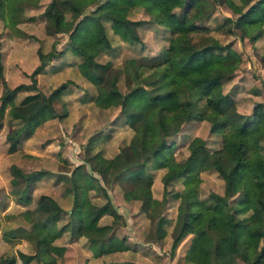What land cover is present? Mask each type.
Masks as SVG:
<instances>
[{"label": "trees", "instance_id": "obj_1", "mask_svg": "<svg viewBox=\"0 0 264 264\" xmlns=\"http://www.w3.org/2000/svg\"><path fill=\"white\" fill-rule=\"evenodd\" d=\"M31 0H0V19L5 27L15 28L24 15V8ZM37 0H33L36 4ZM233 0H50L44 9L47 32L67 34V42L60 50L48 53L38 50L39 64L28 75L30 84H19L9 88L3 82L4 92L0 97V111L16 95L25 90H36V76L43 72L45 64L52 58L68 53L74 56L75 75L92 86L93 94L82 97L76 92L77 101L92 102L94 107L116 109L111 129L127 130L119 140L118 151L112 157L100 152L89 154L95 138L86 142L87 155L83 163L74 166L66 176L64 191L72 193V205L65 210L51 195L43 193L34 207H27L19 214L27 227L11 228L5 235L25 238L34 249L27 253L17 250L13 254H1L0 264H16L17 258L23 264L36 260L40 264H54L50 253L53 242L63 233H70V241L85 237L92 257H100L131 249L127 236H117L116 226L120 225L121 214L113 204L104 184L119 183L124 200L139 201V211L149 222H154V235L159 237L170 220L164 210L169 199L176 200L172 221V252L188 238L182 254L185 262L191 264H264V246L249 261L238 242L241 210L232 198L235 170L226 175L223 195L213 192L205 198L200 196L201 172L220 170L218 154L210 150L207 140L193 136L187 143L186 155L176 159L173 138L184 124L207 121L210 134L254 132L259 119L264 117V103L253 104L251 112L243 114L237 110L232 93L222 90V80L229 75H207L196 78L200 57L205 51L235 54L228 45L214 40L210 45L195 49L194 33L210 27L196 23L210 13L216 3H232ZM243 13L235 20L224 17L219 26H227L229 33L239 30L240 40L248 38L254 42L264 32V0H238ZM94 4V9L87 10ZM65 6L68 15L60 8ZM142 9L148 18L134 19L131 15ZM140 25L156 26L167 31V45L158 56L131 58L123 66H113L111 60H100L103 53L112 54L113 36L120 44H135L140 41L137 28ZM110 31V35L108 34ZM238 32V31H237ZM261 62L264 64V51ZM238 63V62H235ZM1 73V66H0ZM119 81L122 84H119ZM68 84L81 87L74 78L52 87L45 102L29 114L20 112L23 105L33 101L36 93L22 98L13 105L9 115L20 121V128L12 139L13 147L32 136L35 127L42 123L44 113L62 118L67 114L66 102L62 99L68 91ZM264 87V79H263ZM85 89V88H84ZM83 89V93L85 92ZM254 92L259 94L258 88ZM86 93V92H85ZM84 93V94H85ZM60 102L61 113L54 107ZM46 111V112H45ZM263 111V112H262ZM121 133V132H120ZM264 137V135H263ZM94 139V140H93ZM151 169H164L161 176L163 193L160 199L153 197ZM40 172H25L12 164L10 173L11 192L16 202L27 206L31 182ZM174 182L181 183L180 190H171ZM22 184L21 188H18ZM104 199L97 203L91 193ZM65 214L68 219L61 223ZM103 217L111 221L101 222ZM246 230V229H245ZM258 234V235H257ZM264 238V231L252 232ZM174 249V250H173Z\"/></svg>", "mask_w": 264, "mask_h": 264}, {"label": "rangeland", "instance_id": "obj_2", "mask_svg": "<svg viewBox=\"0 0 264 264\" xmlns=\"http://www.w3.org/2000/svg\"><path fill=\"white\" fill-rule=\"evenodd\" d=\"M49 1L37 0L36 4H33L31 0L27 3L23 18L16 23L15 28L5 27L0 19V97L4 92L2 80L9 88L22 83H31L28 75L39 64L38 50L48 53L65 46L68 40L67 34L47 32L43 13ZM94 6V4L89 5L87 10L94 9ZM60 8L67 16V8L63 5H60ZM243 11L244 7L238 0H233L232 3H216L209 14L196 20L197 24L210 27L209 32L204 33L200 30L194 33L193 37L195 49L206 47L216 40L222 45L227 44L228 48L235 53L227 55V50L205 51L200 57V67L196 78L217 74L229 75L227 79L222 80V90L232 93L236 100L237 110L247 114L251 112L254 103L259 101L264 103V64L261 62L264 51V32L261 37L252 42L248 38L240 40L239 30L232 34L228 32L227 26L223 29L218 28L223 23L224 17L235 20ZM131 18L143 19L148 16L142 9H137ZM137 31L140 41L132 45L120 44L108 30L115 49L112 54L103 53L99 57L100 60H111L115 67L123 66L125 61L127 63L133 57L158 56L159 51L167 45L168 32L162 31L160 27L140 25ZM76 61L77 59L68 53L50 59L45 64L43 72L36 76L37 89L19 92L14 103L6 104L3 111H0V255L17 253V250L27 253L34 251L25 238L15 236L8 241L4 239L11 228L28 226L19 214L20 207L15 204L16 197L11 192L10 166L12 164L19 166L25 172L42 171L31 182L29 191L31 200L27 206H32L41 194L46 193L67 210L72 205V193L64 191L63 176H66L74 166L83 163L84 158L89 154L100 152L105 157H112L118 151L119 140H122L124 132L127 131L110 128L114 123L112 118L117 112L116 109L94 107L89 101L77 103L74 95L76 92L81 93L82 97H87L94 92L91 85H87L76 77ZM128 70H130L129 67ZM72 78L81 84V87L68 84V91L62 96L66 102L67 114L59 118L45 111L42 123L33 130L32 140L28 143V147H23V140L17 147H13L12 139L8 138V134L15 135L20 128V121L9 115L10 108L15 104L18 105L26 95L36 93L37 97L23 105L20 110L23 114H29L46 101L45 97L52 87ZM119 84L121 85L122 82L119 81ZM254 88H258L259 94L254 92ZM54 107L58 113H61L60 102H55ZM254 129H256L254 132L229 131L225 134H210L207 121H196L184 124L173 138L174 153L178 160L185 157V147L193 136L206 139L208 148L218 154L222 172L215 169L201 172L199 185L201 197L205 198L211 192L223 195L226 186L225 176L235 170L233 175L235 183L231 197L236 198L234 203L241 210L237 217L241 218L240 226H244V229L242 230L241 227L238 229V242L249 261H252L259 248L264 246V238L262 239L260 235L250 237L252 232L264 231L263 116ZM91 137L96 141L87 154L85 145ZM41 149L44 150L40 151ZM28 152L38 155L32 156ZM151 172L153 175L152 195L160 199L163 193L161 176L164 169H151ZM18 186L21 188L22 184ZM104 186L122 216L120 225L116 226V235L119 237L126 235L131 249L104 255L90 263L87 261V256H90L91 252L87 247L85 237H79L77 242H73L70 241V233L65 232L55 239L50 249L51 255L56 260L54 264H191L185 262L182 255L189 237L185 238L174 252L171 248L170 232L176 200L169 199L166 203L164 214L170 220L166 226L167 231L162 230L159 237H155L154 222H149L139 211V201L124 200L122 188L117 182L104 184ZM181 187V183L174 182L169 188L180 190ZM91 195L94 202L104 201L99 193L92 192ZM67 219L68 217L63 214L61 223ZM110 221V217L101 219V222L110 223ZM17 262L23 264L18 258ZM28 264L40 263L33 260Z\"/></svg>", "mask_w": 264, "mask_h": 264}, {"label": "crops", "instance_id": "obj_3", "mask_svg": "<svg viewBox=\"0 0 264 264\" xmlns=\"http://www.w3.org/2000/svg\"><path fill=\"white\" fill-rule=\"evenodd\" d=\"M81 102H83V101H78L77 103L80 104ZM31 138L32 137H29V138L23 140V143H22L23 147H28V143L30 142V140H32ZM42 150H44V149H41L40 151H42ZM28 153H31L30 155H32V156L33 155H36V156L38 155V154H35V153L33 154V152H28ZM35 203H36V201L32 204V206H27V207H34L35 206ZM15 204L17 205V207H20L19 208L20 210H24L25 208H27V207L21 205L20 203H16L15 202ZM77 240L76 241H73V242H77ZM73 242H71V243H73ZM102 257L103 256H100V257H92V255L90 254V256H87V258H88L87 261L90 262V263H92V261L97 260V259H100ZM17 264H18V262H17Z\"/></svg>", "mask_w": 264, "mask_h": 264}]
</instances>
